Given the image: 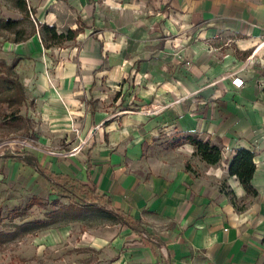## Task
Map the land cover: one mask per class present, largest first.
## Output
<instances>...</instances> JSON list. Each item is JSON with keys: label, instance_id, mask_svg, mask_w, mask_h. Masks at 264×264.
Returning a JSON list of instances; mask_svg holds the SVG:
<instances>
[{"label": "crops", "instance_id": "0c3cea01", "mask_svg": "<svg viewBox=\"0 0 264 264\" xmlns=\"http://www.w3.org/2000/svg\"><path fill=\"white\" fill-rule=\"evenodd\" d=\"M28 1L39 22L81 31L64 47L46 49L36 34L5 41L3 49L33 58L35 73L41 72L34 96L47 127L70 126L68 112L76 111L81 130H94L81 153L67 158L15 153L0 142V181L19 175L38 197L54 194L52 174L89 185L113 216L140 227L125 225L113 240L115 251L123 249L122 264H264V0ZM232 72L243 78V88L226 77ZM111 98L119 102L105 111ZM88 101L96 107L89 110ZM141 107L166 109L159 116L131 112ZM22 115L35 118V111L26 106ZM185 135L220 142L221 162L204 163L211 176H226L246 208L226 197L213 202L185 169L166 177L160 163H148L145 149L154 140L179 143ZM176 147L189 157L196 151L190 143ZM240 149L256 153V197L228 175Z\"/></svg>", "mask_w": 264, "mask_h": 264}, {"label": "rangeland", "instance_id": "374dc122", "mask_svg": "<svg viewBox=\"0 0 264 264\" xmlns=\"http://www.w3.org/2000/svg\"><path fill=\"white\" fill-rule=\"evenodd\" d=\"M1 18H15V11L11 10V6L6 0H0ZM224 39L227 41L226 37ZM238 41L240 40L233 42L235 48H238ZM4 43V36L0 33V59L13 64L14 71L27 95V101L22 110L26 106L31 107L35 111V118L34 116L28 118V115H22L31 122L29 132L9 129L4 123H0L1 144L16 153L25 148L18 146L15 141L26 140L27 143L44 152L61 149V151L67 152L68 157H71L69 154L72 149L85 141L87 144L89 134L94 129L84 133L81 130L83 118L80 122L77 121L76 111L68 112L71 116L70 126L65 128L47 127L45 118L37 113L39 103L35 101L34 96L38 75L41 72L35 73L33 58L17 57L14 50L5 51L3 49ZM222 43L223 40L220 39L219 45ZM55 60V58L52 59L53 63ZM51 68L52 66L48 68L47 77L49 74L51 75ZM115 100L118 98H111L110 102L104 103V110L109 111L110 108H116L115 102L119 101ZM109 103H111L110 106ZM87 104L89 110L94 106L96 107L90 101ZM1 120L4 121L3 118ZM201 139L206 141L204 138ZM178 140L174 137L154 140L145 149V158L148 163L149 160L160 163V172L166 177L172 176L180 169H185L193 178L202 182L206 187L205 193L210 196L213 202H218L226 197L234 207L241 208V210L246 208L248 201H239L236 198L227 184L226 176L222 178L211 176L209 174L210 168L196 151L192 157H189L179 147L175 146ZM76 143L77 145H75ZM31 152L43 153L33 150V148ZM224 154V162H226L225 150ZM41 157L43 158L42 154ZM62 157L67 158V156ZM12 179L7 177L0 181V231H8L15 224L47 220V215L52 211L65 208L73 203L71 198L60 196L57 189H53L54 194H50V197L35 196L27 179L21 178L19 175H15ZM40 203H43L45 207H42ZM92 211L86 212L84 217L75 221L58 222L54 224L53 228L36 235H28L13 242L0 243V264H122L120 258L123 249L115 251L113 240L122 236L126 224L121 218H115L111 213Z\"/></svg>", "mask_w": 264, "mask_h": 264}, {"label": "trees", "instance_id": "16d2710c", "mask_svg": "<svg viewBox=\"0 0 264 264\" xmlns=\"http://www.w3.org/2000/svg\"><path fill=\"white\" fill-rule=\"evenodd\" d=\"M6 1L10 4L11 10L20 13L21 17L0 19V33L4 36L5 41L20 43L39 34L43 46L50 49L71 44L81 31V28H77L76 30L70 29L66 32H59L56 26L41 23L33 17L35 11L28 0ZM26 101L25 89L14 71L13 64L0 59V117L4 119L6 127H11L16 131L29 132L31 122L26 117L21 116V110ZM185 143L194 146L197 154L209 165H217L223 158V147L220 142L212 143L200 139L197 135H185L175 146H181ZM255 156V151L237 150L228 167V175L236 176L247 195L252 197L258 195L257 190L252 185L256 170ZM52 176L55 179V188L58 194L62 197L71 198L73 203L65 208L52 211L47 215V220L15 224L8 231H0V243L13 242L28 235H36L53 228L54 224L58 222L80 219L84 217L86 212H93L92 210L105 213L112 212L105 203V197L96 194L89 185L64 177L62 174H52ZM40 205L45 207L43 203ZM114 214L115 218H121L130 229L139 231L140 227L137 223L129 218Z\"/></svg>", "mask_w": 264, "mask_h": 264}, {"label": "built area", "instance_id": "2783aa9c", "mask_svg": "<svg viewBox=\"0 0 264 264\" xmlns=\"http://www.w3.org/2000/svg\"><path fill=\"white\" fill-rule=\"evenodd\" d=\"M259 46H264V41L261 42V44ZM252 55L246 60L245 65H247L250 62V60L252 59ZM226 77L230 78V81H231L232 85L234 87L238 88V89H241V88H243L245 86V81L243 80V78L240 75H238V72L229 73V74H227ZM144 109L145 108L141 107V108L133 110L131 112H135L137 114H143V115L159 116L163 112H165L166 108L165 107L151 108V109H148L149 111H144ZM124 112H126V111H124ZM108 119L110 120V119H112V117H109ZM91 134H89V137L91 136ZM15 143L18 146H21L22 148H25L24 150H27L28 148H30L29 150H31L33 148V150H38L39 152H43V153H46V154L56 155V156H59V157H61V156H67L68 157L66 151H62V152H53V151L44 152L43 150L38 149L35 146L30 145L29 143H27L26 140L15 141ZM84 145H86V141L83 144L78 145L75 148H73L69 155L70 156H74V155H77V154L81 153Z\"/></svg>", "mask_w": 264, "mask_h": 264}, {"label": "water", "instance_id": "95a60500", "mask_svg": "<svg viewBox=\"0 0 264 264\" xmlns=\"http://www.w3.org/2000/svg\"><path fill=\"white\" fill-rule=\"evenodd\" d=\"M153 246H154V248L157 251L161 252V254H162L163 257H165L166 259H168V255H167L166 251L164 249H161L159 242L154 241Z\"/></svg>", "mask_w": 264, "mask_h": 264}]
</instances>
